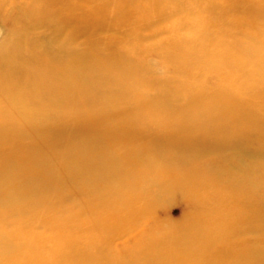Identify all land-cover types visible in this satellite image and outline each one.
<instances>
[{
    "label": "rangeland",
    "instance_id": "1",
    "mask_svg": "<svg viewBox=\"0 0 264 264\" xmlns=\"http://www.w3.org/2000/svg\"><path fill=\"white\" fill-rule=\"evenodd\" d=\"M1 233L0 264H264V0H0Z\"/></svg>",
    "mask_w": 264,
    "mask_h": 264
},
{
    "label": "bare ground",
    "instance_id": "2",
    "mask_svg": "<svg viewBox=\"0 0 264 264\" xmlns=\"http://www.w3.org/2000/svg\"><path fill=\"white\" fill-rule=\"evenodd\" d=\"M5 235L6 234H0V258L4 259V257H10L12 260V255L16 252V244H14L13 238Z\"/></svg>",
    "mask_w": 264,
    "mask_h": 264
}]
</instances>
